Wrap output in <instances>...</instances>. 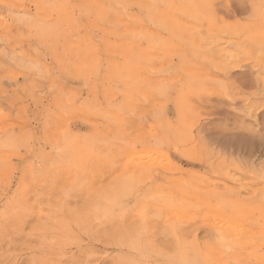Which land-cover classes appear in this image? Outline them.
<instances>
[{
    "label": "rangeland",
    "instance_id": "1",
    "mask_svg": "<svg viewBox=\"0 0 264 264\" xmlns=\"http://www.w3.org/2000/svg\"><path fill=\"white\" fill-rule=\"evenodd\" d=\"M261 76L264 0H0V264H264Z\"/></svg>",
    "mask_w": 264,
    "mask_h": 264
},
{
    "label": "bare ground",
    "instance_id": "2",
    "mask_svg": "<svg viewBox=\"0 0 264 264\" xmlns=\"http://www.w3.org/2000/svg\"><path fill=\"white\" fill-rule=\"evenodd\" d=\"M234 49V48H233ZM263 49V48H262ZM219 50V49H218ZM214 51V50H213ZM257 51V50H256ZM259 51V50H258ZM215 52V51H214ZM221 52V51H220ZM258 53V52H257ZM262 54V53H261ZM228 57V56H227ZM222 58V57H221ZM261 58V57H260ZM239 59V58H238ZM240 60V59H239ZM243 60V59H242ZM223 62H224V60H223ZM223 62H222V64H223ZM227 63V62H226ZM225 63V64H226ZM229 64V63H228ZM220 65V64H219ZM234 65V64H233ZM221 66V65H220ZM235 66V65H234ZM226 67H228V66H226ZM229 69V68H228ZM245 69V68H244ZM255 72V71H254ZM260 72V71H259ZM224 75V74H223ZM222 75V76H223ZM256 76V75H255ZM225 77V76H224ZM223 77V78H224ZM226 79V78H225ZM244 79V78H243ZM249 79H250V77H249ZM252 80H254V79H251V80H246V82H243V83H241L240 84V82L238 83V84H235V83H228V81L227 80H225V81H227V86L229 87V88H231L232 90H235L234 91V93H233V96L229 99V101L231 100V102H232V104H233V102H235V96L240 92V91H244V93L245 94H251L252 93V90L253 91H255L256 89L258 90V91H260V92H262L263 90H264V78H263V76H261V77H259V78H255V80H254V82L252 81ZM234 82V81H233ZM236 82V81H235ZM221 83V82H220ZM255 83L257 84L256 86H255ZM225 86V85H224ZM222 89H223V85H222ZM224 90V89H223ZM227 90V89H226ZM229 90V89H228ZM228 93V92H227ZM255 94H257V93H255ZM254 94V95H255ZM260 94V93H259ZM228 95H229V93H228ZM252 95V94H251ZM250 97V96H249ZM256 97V96H255ZM250 98H252V97H250ZM238 99V98H237ZM252 100H253V98H252ZM251 100V101H252ZM255 100V99H254ZM254 100H253V102L251 103V101H250V103L248 104L249 106H251V105H253V104H255V102H256V100H255V102H254ZM259 100V99H258ZM262 101H264V98H262L261 100H260V102H262ZM228 104V103H227ZM231 104V105H232ZM247 104V103H246ZM229 106V105H228ZM249 106H244L245 108H244V110L246 111V109H247V113L249 114L250 112H251V110H249ZM255 106H257V105H255ZM254 106V107H255ZM237 106H235L234 107V109L236 108ZM242 108H243V106H242ZM242 113H244V112H242ZM224 114V113H223ZM259 115V114H258ZM227 120V119H226ZM245 133V132H244ZM249 134V133H248ZM263 135V134H262ZM250 138V140H251V148H250V150L249 151H263L264 150V140H258V141H255V140H253V138L252 137H249Z\"/></svg>",
    "mask_w": 264,
    "mask_h": 264
}]
</instances>
